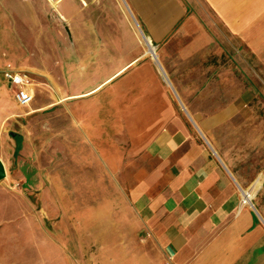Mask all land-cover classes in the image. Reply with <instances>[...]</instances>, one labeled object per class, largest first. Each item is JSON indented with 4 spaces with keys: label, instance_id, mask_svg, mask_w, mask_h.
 Masks as SVG:
<instances>
[{
    "label": "rangeland",
    "instance_id": "rangeland-1",
    "mask_svg": "<svg viewBox=\"0 0 264 264\" xmlns=\"http://www.w3.org/2000/svg\"><path fill=\"white\" fill-rule=\"evenodd\" d=\"M20 2L0 0V152L12 162L0 181V264H122L132 245L137 258L127 188L153 163L143 147L166 112L180 120L174 133L241 135V147L261 150V162L238 165L256 170L242 193L256 190L250 206L264 221V27L240 34L205 0H181L182 16L153 43L124 0L129 31L115 11L103 20L108 0H78L88 19L77 27L47 0ZM102 33L119 42L98 43ZM7 66L28 74V106L15 104Z\"/></svg>",
    "mask_w": 264,
    "mask_h": 264
},
{
    "label": "crops",
    "instance_id": "crops-1",
    "mask_svg": "<svg viewBox=\"0 0 264 264\" xmlns=\"http://www.w3.org/2000/svg\"><path fill=\"white\" fill-rule=\"evenodd\" d=\"M47 1L69 27H77V22L85 18L81 11L74 9L78 0ZM108 1L111 12L103 20L109 22L115 11L129 31L128 18L118 0ZM10 2L21 3L20 0ZM102 2L98 0L99 8ZM124 2L133 21V15H139L153 43L162 42L172 23L184 12L181 0ZM205 3L227 27L239 29L240 34L242 29L264 27V0H205ZM100 37L98 43L119 42L111 34L102 33ZM105 57L102 52L98 54V59ZM153 59L167 81L156 58ZM130 64L126 62L112 70L108 79L121 75ZM162 117L160 129L151 130L153 136L143 147L144 156L150 157L153 163L142 168L140 179L128 185L126 194L128 211L137 224L136 233L144 247L136 258L135 247L127 246L128 253L122 264H264V221L242 194L256 170L241 169L238 165L247 161L248 156H253L254 161L258 157L261 162V150L241 147L242 141L243 144L246 141L243 138L241 141V135H202L205 140L196 135H179L173 131L180 123L177 116L166 112ZM13 137L6 143L13 145L16 153L22 136ZM0 160L5 170L7 163L12 164L3 152ZM153 255L157 256L155 263L151 261ZM111 264L117 263L112 260Z\"/></svg>",
    "mask_w": 264,
    "mask_h": 264
},
{
    "label": "built area",
    "instance_id": "built-area-1",
    "mask_svg": "<svg viewBox=\"0 0 264 264\" xmlns=\"http://www.w3.org/2000/svg\"><path fill=\"white\" fill-rule=\"evenodd\" d=\"M1 74L8 87L13 90V100L15 104L19 107L28 106L33 99L28 74L22 71H17L9 66L5 67Z\"/></svg>",
    "mask_w": 264,
    "mask_h": 264
},
{
    "label": "bare ground",
    "instance_id": "bare-ground-1",
    "mask_svg": "<svg viewBox=\"0 0 264 264\" xmlns=\"http://www.w3.org/2000/svg\"><path fill=\"white\" fill-rule=\"evenodd\" d=\"M150 47H151V45H150ZM160 67V66H159ZM161 68V67H160ZM248 191H250V189L249 190H244L243 191V195H244V199H245V201H249L251 198H252V196H253V194H254V192L256 191H254L253 189H252V191H250V192H248Z\"/></svg>",
    "mask_w": 264,
    "mask_h": 264
},
{
    "label": "water",
    "instance_id": "water-1",
    "mask_svg": "<svg viewBox=\"0 0 264 264\" xmlns=\"http://www.w3.org/2000/svg\"><path fill=\"white\" fill-rule=\"evenodd\" d=\"M5 177H6L5 167L2 163V161L0 160V181L4 180Z\"/></svg>",
    "mask_w": 264,
    "mask_h": 264
}]
</instances>
